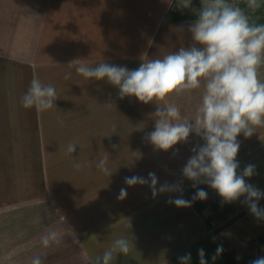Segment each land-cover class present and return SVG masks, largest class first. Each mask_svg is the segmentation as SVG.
Masks as SVG:
<instances>
[{
    "label": "crops",
    "instance_id": "obj_1",
    "mask_svg": "<svg viewBox=\"0 0 264 264\" xmlns=\"http://www.w3.org/2000/svg\"><path fill=\"white\" fill-rule=\"evenodd\" d=\"M173 1L167 2L164 11L169 16L174 5ZM129 2L130 0H0V91L2 95L7 94L10 97L13 90L18 97L17 104L23 111L21 98L26 92L27 79L30 77L29 82L37 78L43 84L53 85L58 97L55 101L56 107L44 112L36 111L37 126L31 133L32 149L36 152V158L33 157L28 161L26 159L21 161L23 159L21 158L18 165L14 162L18 159L20 145H22L21 138L18 139L20 135H17V139L14 138L15 143L13 138L3 139L0 142L2 143L0 149L6 151L2 157L5 156L9 160L7 164L4 163L5 167L1 166L2 163L0 165V264H31L32 258L37 255L43 258V264H92L96 256L102 255L104 250L121 236H126L132 241V245L127 255L119 254L112 264H180V257L189 253L193 255L196 243H201L200 246L205 247L206 238L212 234L211 229L207 228L204 222L212 216L213 209L209 204L211 197L208 196L211 193L218 204L219 211H223L227 204L236 209L235 213L222 218V221L230 226L225 231L215 233L216 241L228 251L240 253V259L242 258L243 262L252 261V253H255V258L261 257L260 252L256 251L257 248L254 249L248 242L252 240V229H264V219L256 218L250 211L245 213L249 208L244 203V196L231 203L224 202L218 192L206 183H199L193 187V181L184 176L177 177L171 184H182L180 187L182 192H165L167 193L165 197L162 196L165 193H158L153 197L151 192L146 196L137 197L133 204L117 211L108 207L119 200L121 188H126L127 196L130 195L131 187L125 184V177L139 176L141 169L147 175L148 168L152 166L155 175L160 173L161 176L167 170V166L160 163L158 172L156 169L159 161L150 160L143 153L138 152L143 146L141 142H135L132 146L131 143L121 139L114 141V137L110 141L108 139L110 126L105 123L95 122L94 126L90 127L83 125L84 118L97 119L110 116L107 111L99 113L97 109L82 110L80 104L87 101L85 97H114L112 92L114 87L103 80L89 81L76 73L75 67L68 66L74 59H83V62L90 67L103 61L119 66L121 61H125L119 56L117 58L115 54L124 51L125 48L128 49L129 46L124 43H115L113 31L117 26L118 37L125 38L124 25L122 24L121 27L118 23H125L124 20H127L126 6ZM72 38L79 40L74 42ZM147 52L148 50L143 56L146 61L150 54ZM84 53L87 56H82ZM66 73H71L69 79L64 78ZM260 77L264 79V67L260 70ZM198 100L200 101V97ZM194 102L196 97H193ZM195 111H193V118ZM5 113L8 114V111ZM5 113L0 110V115L5 116ZM74 119L79 120L78 125L73 121ZM68 121L71 122V126ZM59 124L67 130L60 128ZM66 124L71 128L66 127ZM56 125L59 130L53 129ZM24 126L25 124H21L18 126L19 129L11 130L25 135V130H22ZM56 130L72 134L71 137L66 136L65 141L68 142L74 138L72 142L78 145L80 150L89 148L91 153H94L99 149H106V152H98L100 157L94 156L87 159L89 168L82 170L81 174H76L80 177L79 182L84 183L79 185L76 181L74 189L71 187L67 189L75 192L76 203L79 198L82 202L84 201V206L77 210L79 215H83L82 218L88 216L84 211L87 204L90 203L89 209H91L94 202L99 201L98 203H103L104 207L98 208L95 212L100 213L95 221L91 220L90 224L84 227L75 228L74 224L69 223L66 228L61 229L60 222L58 224L42 222L41 231L36 233V227L39 226L34 222L36 200L43 202V198L47 196L49 198L45 199L57 202L54 195L50 193L52 186L48 187L50 192L48 191L46 196L35 197L34 192L36 176L39 175L36 171L43 172L41 176L46 182L50 179V153H47L49 158L46 162L39 157L40 150L42 149L43 152L46 147L44 144H47L48 149L54 147L55 143L51 146L50 140L51 133ZM93 133L97 136L98 134L106 135L108 140L101 141V135L90 137ZM237 140L240 143L236 157L239 162L237 174H241L245 166L254 165L255 174L245 178L246 183L264 192V128L258 129L249 138L240 134ZM185 144L189 150V146L193 149L202 146L204 141L192 133ZM113 145L116 147L113 148ZM105 156L108 158L107 167L112 172L111 176L104 174L96 167ZM161 159L165 161L163 157ZM177 168L179 165L175 167ZM115 173L119 174L120 182L115 181ZM86 179L90 180L89 195L85 194L87 188L84 190ZM60 186L65 190V185ZM198 189L206 191L205 200H193ZM67 190L64 193H68ZM178 197L192 200L191 206L178 208L174 203H169L170 200ZM157 200L161 202L158 203ZM193 202L203 205L200 213L195 210ZM141 203L147 204L143 211L130 214L131 209ZM258 206L264 209V198L258 202ZM50 207L52 208V204ZM58 209L57 214L67 224L68 219L63 215V211ZM100 216L103 217L97 221ZM119 217L125 219L116 221ZM219 223H221L220 220ZM146 224L150 226L148 229H144ZM230 228L236 231L234 237L228 233ZM50 229L60 234L62 243L44 248L41 237ZM255 235V239L264 238V234ZM64 238H71L78 244L79 258L77 260L72 261L74 256L69 258L64 254L72 244V242L66 244Z\"/></svg>",
    "mask_w": 264,
    "mask_h": 264
},
{
    "label": "clouds",
    "instance_id": "obj_2",
    "mask_svg": "<svg viewBox=\"0 0 264 264\" xmlns=\"http://www.w3.org/2000/svg\"><path fill=\"white\" fill-rule=\"evenodd\" d=\"M246 5L251 10L261 6L260 0H246ZM177 6L195 13V19L188 26L193 41L190 47H181L163 58L143 61L132 70L104 61L90 67L83 59H74L68 66L75 67L76 73L89 81L103 80L117 88L119 99L135 97L143 104L168 100L165 106L156 103L157 109L152 114L155 127L145 139L155 149L166 152L178 143L187 142L190 134L195 133L204 144L192 149L194 154L183 167V176L193 181V187L199 183L208 184L227 203L244 196L250 213L264 219V209L258 206L264 192L245 180L255 174V166H245L238 175L236 159L240 149L237 137L243 134L249 138L264 128V79L260 77L264 67V23L251 22L245 11L231 0H201L199 9L192 8V0H178ZM70 75L66 73L64 78L69 79ZM196 90H200L201 95L194 118L182 117L171 97L190 95ZM57 99L53 85L33 78L21 98V105L25 109L44 112L56 107ZM106 105L115 106L113 103ZM75 151L76 145L69 143L67 152ZM107 162L105 156L96 167L111 176ZM73 166L76 169L82 167L79 162ZM125 184L129 187L148 185L153 197L158 193L182 192L175 184L157 188L158 178L152 172L147 178L125 177ZM126 196L127 189L121 188L118 199L123 200ZM206 198V191L198 189L193 200ZM169 203L178 208L190 207L192 200L178 197ZM61 243L62 238L55 230L50 229L41 237L44 248ZM131 245L132 241L121 236L102 255L96 256L92 264H112L119 254L127 255ZM222 251V245L218 246L213 259ZM198 255L200 264H206L203 249L198 250ZM190 260V253L180 257L181 264H190ZM31 264H43V258L34 256ZM251 264H264V257Z\"/></svg>",
    "mask_w": 264,
    "mask_h": 264
},
{
    "label": "rangeland",
    "instance_id": "obj_3",
    "mask_svg": "<svg viewBox=\"0 0 264 264\" xmlns=\"http://www.w3.org/2000/svg\"><path fill=\"white\" fill-rule=\"evenodd\" d=\"M169 0H130L127 7V20H124L125 23H118L121 27L122 24L124 25L123 29L125 32V38L118 37V27L115 26L113 34L115 35V43L120 44L124 43L125 45L129 46V48H125L124 51L118 53L116 52L115 56L118 58V56L121 59H125V61H121L119 66H126L129 67L130 70L137 69L140 64L145 60L144 53L148 50L150 54L148 55L149 59H156V58H163L165 55L178 51L181 47L188 48L192 45V36L191 33L188 31V26L193 21H185V22H173L170 18V16L165 13V8L167 6V2ZM174 2V1H173ZM232 3L238 5L241 7L245 13L250 17V21L257 19L261 15V11L264 5V0H260V7L255 10H251L246 5V0H231ZM178 1L174 3L172 6L171 11H185L190 13L191 15L195 16V13L191 9H182L177 6ZM201 7V0H192V8L193 9H199ZM128 36V37H127ZM74 39V42H76V38ZM147 52V53H148ZM82 56H87L85 53ZM130 58L129 60H127ZM143 60V61H142ZM30 77L27 79V87L26 91L30 86ZM15 88V87H14ZM114 94V97H85L87 101H84V103L80 104L82 110L90 111L93 110H99L100 112L107 111L110 116L108 117H99L94 119H83V125L86 127L94 126L95 122L105 123V125L110 126L109 127V135L108 139L112 141L113 137L115 138L114 141L118 140H124L127 143H131L133 146V143L141 142L143 144L142 147H140L141 150H138V152L143 153L147 158L150 160H156L159 161L157 165V171L158 166H160L162 163L164 166H167V170L163 172V174L160 176L159 174H156L158 178V184L157 188L160 187V184H171L174 182L173 180H176L177 177H182V169L186 165L188 159L194 154L192 152V148L189 146V150L186 148V142H181L175 145L172 149H169L168 151H160L155 149V147L147 140L145 139V136L147 133H150L154 130L155 127V119L153 117V113H155L157 109L156 103L160 104L161 106H165L166 103L169 101H158V102H151L148 104H143L139 102L135 97H125L124 99H119L118 96V89L114 87V90L112 91ZM22 95V94H21ZM201 92L200 90H196L192 92L190 95H184L180 97H171V102H174L177 104V106L180 108L182 117H185L187 119H193V111L196 110L197 105L199 104V100L197 99L200 97ZM193 97H196V102L193 103ZM73 98V97H72ZM18 97L13 92V90L10 93V97L5 94L2 95V92L0 91V110H2L4 113L8 111V114L5 113V116L0 115V142L7 138H14L17 139V135L19 136V140L21 138L22 145H20V151L18 155V159L14 161L17 165L19 164V161L21 158L23 160L32 159L33 157L36 158V152L32 149V139H31V133H33L34 128L36 129V121H37V114L36 109H23L20 110V106L17 104ZM107 103H113L115 106L108 107ZM20 110V112H19ZM63 120V119H62ZM56 121V120H55ZM60 119L56 121L59 123ZM75 123L78 125L79 120L74 119ZM25 124L24 129L25 135L21 133H17L14 130H11L12 128H18L19 125ZM68 124L71 126V122L68 121ZM60 125V124H59ZM68 125L66 124V127ZM68 126V127H70ZM60 128H63V130H67L64 126L60 125ZM71 128V127H70ZM19 129V128H18ZM58 129L56 125V128ZM54 131L51 133V140L50 145H54V147H50L51 149H48L47 144H44L46 147L43 150L45 154L42 155V149L40 150V157L41 160L47 161V159L50 157V179L49 181H45V179L41 176L43 173L42 171L38 173L39 175L36 176V181L34 184V192L35 197L36 196H46L47 192L49 191L50 186L52 195H54L56 199V203L53 202V200L45 199L49 197L43 198L42 200H36L35 204V213H34V222L36 225H39L36 227V233L41 231L42 222H56V224L61 225V229L63 227L66 228V225L69 223H72L75 225V228L84 227L85 225L90 224L91 220L95 221L97 215L100 212H95L98 208L104 207L103 203H96L94 202L93 208L89 209V204L86 205V212L87 218H82L83 215H79V210L84 206V201L82 202V199L79 198V201L76 203L77 199L75 198V192L74 191H68L67 189L69 187L74 189L75 182L78 181L79 185L84 182H79L80 177L76 174H81L82 170L88 169L89 167V161L86 162L87 159H90V157L94 156H101L98 154L100 151H104L106 149H99L98 151H95L94 153H91L90 149L86 150H80L79 146L73 143L72 138L70 141H65L66 136H72V134L68 133H62L60 131ZM62 130V131H63ZM101 135V141L106 142V135L98 134V136ZM94 136H97L96 133H93L90 135V137L94 138ZM97 136V137H98ZM30 138V139H29ZM46 138V137H45ZM96 138V137H95ZM36 139V138H35ZM104 139V140H103ZM107 139V140H108ZM95 140V139H92ZM45 143V140H44ZM69 143L76 145V151L72 154H69L67 152V146ZM147 147H146V146ZM2 146V143L0 144ZM135 148V146L133 147ZM2 151V154H1ZM30 152V155H29ZM90 152V153H89ZM6 153L4 149H0V157ZM50 153L49 157L48 154ZM29 156H28V155ZM152 155V156H151ZM151 156V157H148ZM165 161H163L161 158ZM63 159V160H62ZM7 158L3 156L0 161V165L5 167L4 163L7 164ZM85 161V162H83ZM162 161V162H160ZM37 162V161H36ZM81 163L82 167L79 169H76L73 165L75 163ZM13 164V161L11 162ZM179 165V168L175 169L177 165ZM170 166V167H169ZM38 168V167H37ZM171 168L172 170H168ZM42 170V168H41ZM154 167L148 168V174L150 172L154 173ZM168 171V172H167ZM148 174L145 175L143 170L141 169V173L139 176L147 178ZM179 179V178H178ZM115 181L120 182V177L118 173H115ZM89 182L90 180H85L87 191L85 194L89 195L90 188H89ZM184 184V183H183ZM60 185H65V190L61 188ZM85 186V185H84ZM119 186V185H118ZM179 187H182V184L179 185ZM63 191H62V190ZM68 193H64V192ZM118 190V189H117ZM130 195L126 196L123 200H116L114 201L110 206L111 209L117 211L124 206H129L130 204H133L137 197L140 196H146L150 194L152 191L150 190V187L148 185H138L134 188L131 187ZM170 193V192H168ZM213 193L208 194L210 196L209 204H211V207L213 209V206H217L215 200L213 199ZM50 195V196H52ZM167 193L163 194L162 196L165 197ZM158 199V198H157ZM163 199V198H160ZM52 201V202H51ZM156 202L160 203L161 200H157ZM155 202V203H156ZM52 204V208L50 205ZM208 204V203H207ZM147 204L141 203L139 205L134 206L130 214H138L143 211ZM120 207V208H118ZM60 209V211H63V215L68 219L69 222L65 224L64 221H62L61 217L57 214V209ZM153 208H155V205H153ZM58 209V210H59ZM75 209V210H74ZM76 211V212H75ZM112 211V210H111ZM95 212V213H93ZM51 215H53L51 217ZM103 216H100L98 220H100ZM210 219H212L210 224V229L212 234H210L206 239L205 247L200 246L201 243H196V245L193 248V257L199 258L198 250L203 249L204 251V258L211 257L213 258L216 254L218 246H221L220 242L216 241L215 233L217 234L220 231H225L227 227L230 225L226 222L222 221V218L220 216H216L214 210L212 211V216H209ZM125 218L119 217L116 219V221H123ZM65 220V219H64ZM219 220L221 223H219ZM214 221L216 222L215 226L212 225ZM60 227V226H59ZM150 226L148 224L145 225L144 229H148ZM148 232V231H146ZM251 235V241L248 242L251 243L252 247L257 248V252H261V248L258 247V245L255 244V238L258 233L264 234V229H252ZM30 233H32V230H30ZM228 233L232 234L231 236H235L236 231L233 230V228H230L228 230ZM64 242L66 244H69L72 242V244L69 245V247L66 249V256L69 258L78 259L79 254L77 252L78 247L76 241H73L71 238H64ZM250 247V248H252ZM223 251L219 256H216V258H222V259H232L235 261H240V255L238 256L236 251H228L223 245H222ZM255 251V252H256ZM256 252V253H257ZM240 254V253H239ZM255 253H252V261H254ZM261 256V255H259ZM262 257V256H261ZM246 258V257H245ZM243 260V259H242ZM252 261L246 260L244 264H251Z\"/></svg>",
    "mask_w": 264,
    "mask_h": 264
},
{
    "label": "trees",
    "instance_id": "obj_4",
    "mask_svg": "<svg viewBox=\"0 0 264 264\" xmlns=\"http://www.w3.org/2000/svg\"><path fill=\"white\" fill-rule=\"evenodd\" d=\"M177 1L178 0H174V3ZM261 12L262 13H261L260 17H258L255 20H252L251 22L264 23V5H263ZM170 18L173 22H185V21H193L195 19V16L191 15L190 13L185 12V11H171L170 12ZM193 206L198 213H200L203 209V205L199 202H193ZM213 210L215 212V215L220 216L221 218H224L227 215L236 212V209L234 207L228 205V204L224 207L223 211H219L218 206H213ZM249 211L250 210L248 209L245 213H248ZM211 220L212 219H210V217H209L208 219H206L204 221L207 228H210V224L212 222ZM255 244L261 248L260 255L262 257H264V238L258 237L255 240ZM237 255L239 256V254H237ZM204 259L206 261V264H244V262L242 260L235 261L232 259H222V258L221 259L220 258L213 259L211 257H207ZM179 263L181 264L180 259H179ZM190 264H200V258H195V257L191 258Z\"/></svg>",
    "mask_w": 264,
    "mask_h": 264
},
{
    "label": "built area",
    "instance_id": "obj_5",
    "mask_svg": "<svg viewBox=\"0 0 264 264\" xmlns=\"http://www.w3.org/2000/svg\"><path fill=\"white\" fill-rule=\"evenodd\" d=\"M216 222H217V221H214V222L212 223V225H214V226H215Z\"/></svg>",
    "mask_w": 264,
    "mask_h": 264
}]
</instances>
